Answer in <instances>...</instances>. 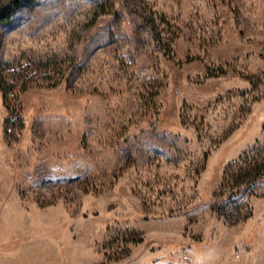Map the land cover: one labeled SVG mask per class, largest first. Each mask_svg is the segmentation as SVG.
<instances>
[{
    "label": "rangeland",
    "instance_id": "374dc122",
    "mask_svg": "<svg viewBox=\"0 0 264 264\" xmlns=\"http://www.w3.org/2000/svg\"><path fill=\"white\" fill-rule=\"evenodd\" d=\"M0 16V264H264V0Z\"/></svg>",
    "mask_w": 264,
    "mask_h": 264
},
{
    "label": "trees",
    "instance_id": "16d2710c",
    "mask_svg": "<svg viewBox=\"0 0 264 264\" xmlns=\"http://www.w3.org/2000/svg\"><path fill=\"white\" fill-rule=\"evenodd\" d=\"M25 1V0H24ZM21 2V0H20ZM10 12H12V10L10 9ZM2 13V12H1ZM3 14V13H2ZM4 15V14H3ZM8 15V14H7ZM6 15V16H7ZM2 17V16H0ZM246 156L247 154H244L243 156H241L239 158V161L240 162L239 164H237V169L238 171L240 172V174L238 175L237 179H233L231 177V183H232V186L235 185V186H238V181L244 176L246 178H250V182L252 181H256L258 180L259 178H261V173H260V169H261V165L258 164V163H255L253 161H249L246 159ZM236 162V163H238ZM234 163V164H236ZM264 169V168H262ZM233 189V188H232ZM230 196L233 195L235 192L234 190L230 191Z\"/></svg>",
    "mask_w": 264,
    "mask_h": 264
},
{
    "label": "clouds",
    "instance_id": "9594fccd",
    "mask_svg": "<svg viewBox=\"0 0 264 264\" xmlns=\"http://www.w3.org/2000/svg\"><path fill=\"white\" fill-rule=\"evenodd\" d=\"M209 264H215V258H213V260L210 261Z\"/></svg>",
    "mask_w": 264,
    "mask_h": 264
}]
</instances>
